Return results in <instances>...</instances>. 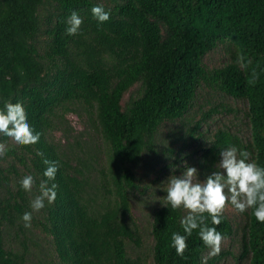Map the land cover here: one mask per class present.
I'll return each instance as SVG.
<instances>
[{
	"label": "trees",
	"instance_id": "1",
	"mask_svg": "<svg viewBox=\"0 0 264 264\" xmlns=\"http://www.w3.org/2000/svg\"><path fill=\"white\" fill-rule=\"evenodd\" d=\"M97 4L110 12L105 23L92 16ZM73 11L83 23L69 36L66 19ZM219 46L229 60L208 68L204 59ZM201 90L246 103L251 130L243 140L219 129L196 162L201 173L215 171L220 149L231 145L246 149L264 167V0H109L107 5L102 0H0V109L4 103L21 104L40 134L35 145L12 142L5 149L10 160H0V264L34 263L30 245L37 244L27 236L25 212L32 213V229L50 240L56 264H147L144 253L129 251L144 244L131 212L135 192L145 194L136 169L144 165L149 173L171 160L167 169L178 165L179 155L160 147V129L182 122ZM73 104L87 109L103 141L105 161L99 169L92 161H100V151L82 161L73 148L67 156L51 140L57 113ZM215 113L196 125L188 145L200 140L196 132ZM44 159L58 168L55 181H49L57 185L56 199L33 211L30 203L45 179ZM28 175L34 180L31 192L20 187ZM165 203L151 212L152 264H218L232 255L222 250L205 261L211 249L198 230L187 238L183 256L177 255L171 235H184L180 221L187 212ZM245 215L237 261L264 264V223L251 209ZM206 223L224 239L238 234L224 214L220 225ZM12 232L15 240L22 238L17 248L9 243ZM46 257L38 264H53Z\"/></svg>",
	"mask_w": 264,
	"mask_h": 264
},
{
	"label": "rangeland",
	"instance_id": "2",
	"mask_svg": "<svg viewBox=\"0 0 264 264\" xmlns=\"http://www.w3.org/2000/svg\"><path fill=\"white\" fill-rule=\"evenodd\" d=\"M108 3L109 0H102L103 5H107ZM44 39L45 37L43 36L41 41ZM228 60V56L221 46H219L216 50L206 55L204 62L208 68H219L225 65ZM136 88L137 87L133 88L125 95L124 102L128 100L131 93L134 92ZM212 110H217V113L206 122L202 123L201 128L195 134L196 138L200 134V140L188 145L191 142L190 135L193 129L202 121L204 116ZM246 113V103L234 100L218 92L201 90L196 104L182 122H168L162 126L159 135V145L164 149L173 150L175 155H179V163L177 166L167 169V165L172 164L173 160L166 163L162 161L149 173H147L144 165L136 169L137 176L142 180L140 188L141 190H145V194L141 195L140 192H135V196L132 197L131 200V212L137 225L141 229L144 244L142 249L135 248L131 245L129 251L132 256L144 253L147 264H152L150 258V249L153 244L152 237L150 236V227L152 223L151 212L164 201L162 198L166 196L164 189H166L168 178L173 174L180 175L184 169V162L186 161L188 166H193L198 169L199 179L203 181L206 176L211 173H201L200 168L196 166V162L203 155V149L212 144L214 135L219 129L229 130L243 140L249 139L251 130L246 118ZM93 120L85 107L80 104H73L68 106L66 110H59L57 117L53 121V131L50 137L67 156H70V149L73 148L77 154H74L75 157L82 161L93 155L95 151H100V161H92L94 167L99 169L104 166V146L99 133L95 129ZM1 138L2 136H0V148H2L4 155L0 157V160L9 159V156L5 154V149L12 145V141L8 140L7 143H5ZM179 152H181V154H177ZM71 159L73 160L71 163L76 165V159ZM173 169H175V171H173ZM95 174L97 173L95 172ZM184 211L186 212V210ZM247 212L248 211L240 214L231 206H227L224 209L223 214L230 219L235 229L238 230V234L234 236L233 239L222 240L221 251H230L232 255L225 257L218 264H249V260L238 262L236 258L240 254L239 241L242 236V229L246 224L245 214ZM29 231L30 233H27L28 238L32 237L33 244H37V246L34 247V245H30L28 242L31 250L30 259L34 260L35 264H38L39 261L47 259V255L49 256V261L56 264L57 262L50 240L32 229V227H30ZM6 238L8 239V236ZM21 239L20 236L18 240H15L14 232H12L9 243L17 248L19 247ZM214 256L215 255H212L210 250L206 255L205 261ZM34 263L30 262V264Z\"/></svg>",
	"mask_w": 264,
	"mask_h": 264
},
{
	"label": "clouds",
	"instance_id": "3",
	"mask_svg": "<svg viewBox=\"0 0 264 264\" xmlns=\"http://www.w3.org/2000/svg\"><path fill=\"white\" fill-rule=\"evenodd\" d=\"M91 13L99 24L110 18V12L99 4L92 6ZM82 23V18L73 11L66 19V34L76 35ZM0 136L18 146L35 145L40 140V134L32 129L19 103H4L0 109ZM3 155L0 148V157ZM37 155L43 154L37 152ZM219 157L216 170L203 181L199 179L198 169L188 166L185 161L181 174L171 175L166 182V196L162 198L166 203L162 205L173 211L183 209L187 212L180 221L184 235L177 232L171 235V246L177 255L183 256L187 248L186 240L194 230H198L200 239L211 249L212 255L219 254L223 234L216 227L209 226L206 220H210L212 225H220L227 206L240 214L251 209L255 219L264 223V167L252 160L246 149H238L235 145L220 149ZM43 162L47 166L43 172L45 179L39 184V194L30 203L33 211L43 209L45 201L51 204L56 199L57 185L52 183L49 186V181H55L58 168L54 161L44 159ZM33 184L31 175L20 180V187L25 192H31ZM21 219L25 228L31 227V212L23 213Z\"/></svg>",
	"mask_w": 264,
	"mask_h": 264
}]
</instances>
